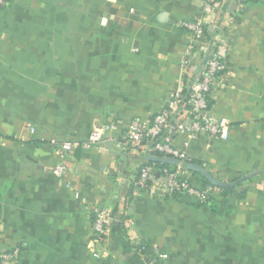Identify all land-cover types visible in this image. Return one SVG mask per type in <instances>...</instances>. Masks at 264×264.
<instances>
[{"label":"crops","instance_id":"obj_1","mask_svg":"<svg viewBox=\"0 0 264 264\" xmlns=\"http://www.w3.org/2000/svg\"><path fill=\"white\" fill-rule=\"evenodd\" d=\"M201 21L225 43L212 112L227 140L173 133L172 145L224 182L246 180L217 209L159 181H137L147 150L123 144L131 126L169 107ZM198 52L192 64L203 62ZM190 59V58H189ZM97 145L83 143L113 125ZM64 163L62 176L54 170ZM183 174L191 184H203ZM264 0H9L0 7V251L11 264H264ZM259 177V178H257ZM132 187L134 190H131ZM172 195V196H171ZM97 208L111 215L95 255Z\"/></svg>","mask_w":264,"mask_h":264},{"label":"built area","instance_id":"obj_2","mask_svg":"<svg viewBox=\"0 0 264 264\" xmlns=\"http://www.w3.org/2000/svg\"><path fill=\"white\" fill-rule=\"evenodd\" d=\"M211 9L219 8L222 0H204ZM9 0H0V7H6ZM180 26L186 29L192 38L188 48V59L184 62L185 76L179 88L175 92L169 107L162 112L157 113L152 120L131 126L122 138L123 144L147 152H159L167 156H173L183 161H188L186 152L175 148L172 145V138L166 136V131L173 133L196 134L205 131L213 137L227 140L229 136V123L226 120H219L212 112L210 100L213 91L216 88L217 79L227 69V63L222 56L225 50L223 39L217 35L213 36V41L207 39L206 27L201 21H182ZM202 52L203 62L199 68L192 64L194 56ZM190 58V59H189ZM113 125H103L94 128L86 141L83 143L63 142L62 149L72 152L76 147H86L102 143L107 134L114 130ZM68 170L64 163L56 166L54 172L57 175H64ZM157 169L153 166H144L141 169L138 185L141 187H151L156 181H159L162 190L166 194L175 192H184L198 201H205L216 189L213 186L197 188L191 184L189 178L183 173V167L179 165L176 171L163 169L161 179L156 178ZM181 178V179H180ZM185 178V179H182ZM111 224V215L105 208H97L93 220L94 237L93 242L96 245L95 255L101 256L99 247L103 245ZM135 249L143 256L144 247L140 241L134 242ZM19 249L1 250L0 264H11L19 257ZM155 259L151 263L168 264L165 253L155 249Z\"/></svg>","mask_w":264,"mask_h":264},{"label":"trees","instance_id":"obj_3","mask_svg":"<svg viewBox=\"0 0 264 264\" xmlns=\"http://www.w3.org/2000/svg\"><path fill=\"white\" fill-rule=\"evenodd\" d=\"M206 31H207V35H206L207 39L209 41H213V36H214L216 31L213 33H208L209 28H207V27H206ZM153 157H155V158H153ZM167 160H169V161H167ZM188 162H192V161L188 160ZM192 163H194V162H192ZM194 164H196V163H194ZM148 165L153 166L155 169H157L156 178L161 179V177L163 175V169H168L169 171H176L180 165V160L176 157H173V156H167V155H164V154L159 153V152H156V153L153 152V153H150V155L145 158V163L142 165L141 169L144 166H148ZM140 172H141V170H140ZM188 174L191 178H195L198 181H200V183L203 184V187L213 186L215 189H217V191H219V194L224 196V197H227V196L235 193L237 191V189L240 186H242L243 182L246 181L247 179L250 181H253L254 179H256V177L255 178L248 177V178H244V180L240 181L237 186H230V187H220L219 186V187H217V186L213 185L211 183V181L208 179V177L205 175V173H203L201 171L188 169ZM257 178H259V177H257ZM182 179H185V178H182ZM131 190H134V188L132 187ZM175 193L177 194V192H175ZM175 193H174V195H175ZM202 204H206L208 206H211L213 209H217V205L214 202V198L211 196H209L205 201H203ZM141 245H142V247H144V253L148 255L147 256L148 261L155 259L154 250L151 249L150 245L146 242H141Z\"/></svg>","mask_w":264,"mask_h":264},{"label":"water","instance_id":"obj_4","mask_svg":"<svg viewBox=\"0 0 264 264\" xmlns=\"http://www.w3.org/2000/svg\"><path fill=\"white\" fill-rule=\"evenodd\" d=\"M153 158H155V157H153ZM167 161H169V160H167ZM180 164L182 167H185L187 169L197 170V171H201V172L205 173V175L208 177V179L211 181V183L217 187H219V186L220 187L237 186L240 181L244 180V178H240L234 182L228 183V182H224V181H221L219 179H216L215 177L210 175L206 169H204L203 167H201L197 164H194L192 162L183 161Z\"/></svg>","mask_w":264,"mask_h":264},{"label":"rangeland","instance_id":"obj_5","mask_svg":"<svg viewBox=\"0 0 264 264\" xmlns=\"http://www.w3.org/2000/svg\"><path fill=\"white\" fill-rule=\"evenodd\" d=\"M16 249H18V248H15V249H13V250H16ZM20 251V250H19ZM19 255H20V253H19Z\"/></svg>","mask_w":264,"mask_h":264}]
</instances>
